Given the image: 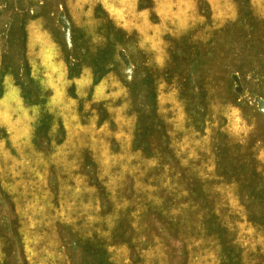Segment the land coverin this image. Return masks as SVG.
Returning <instances> with one entry per match:
<instances>
[{
  "label": "rangeland",
  "instance_id": "rangeland-1",
  "mask_svg": "<svg viewBox=\"0 0 264 264\" xmlns=\"http://www.w3.org/2000/svg\"><path fill=\"white\" fill-rule=\"evenodd\" d=\"M0 264H264V0H0Z\"/></svg>",
  "mask_w": 264,
  "mask_h": 264
}]
</instances>
